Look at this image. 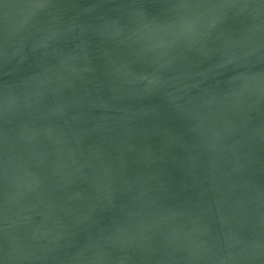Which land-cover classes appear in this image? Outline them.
<instances>
[{
  "label": "water",
  "instance_id": "95a60500",
  "mask_svg": "<svg viewBox=\"0 0 264 264\" xmlns=\"http://www.w3.org/2000/svg\"><path fill=\"white\" fill-rule=\"evenodd\" d=\"M0 264H264V0H0Z\"/></svg>",
  "mask_w": 264,
  "mask_h": 264
}]
</instances>
